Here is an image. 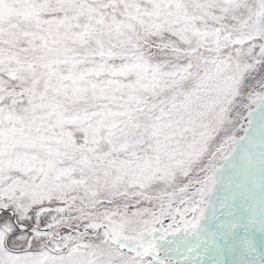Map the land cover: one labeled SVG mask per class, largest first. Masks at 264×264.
<instances>
[{
    "label": "snow or ice",
    "instance_id": "snow-or-ice-1",
    "mask_svg": "<svg viewBox=\"0 0 264 264\" xmlns=\"http://www.w3.org/2000/svg\"><path fill=\"white\" fill-rule=\"evenodd\" d=\"M0 264H264V0H0Z\"/></svg>",
    "mask_w": 264,
    "mask_h": 264
}]
</instances>
